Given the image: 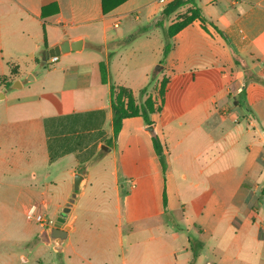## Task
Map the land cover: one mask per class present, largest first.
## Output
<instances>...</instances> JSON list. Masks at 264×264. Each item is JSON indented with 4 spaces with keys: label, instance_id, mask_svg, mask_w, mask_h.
Masks as SVG:
<instances>
[{
    "label": "crops",
    "instance_id": "0c3cea01",
    "mask_svg": "<svg viewBox=\"0 0 264 264\" xmlns=\"http://www.w3.org/2000/svg\"><path fill=\"white\" fill-rule=\"evenodd\" d=\"M197 4L212 26L195 21L164 58L163 30L151 26L168 5L159 0H127L107 15L102 0H0V176L10 167L20 183L0 186V218L48 208L37 201L48 188L39 169L54 181V169L68 163L66 173L84 176L71 212L94 169L110 191L84 202L93 214L110 197L106 220L89 215L81 228L77 216L66 219L62 251L72 254L63 264H264V85L246 81L247 71L264 78V0ZM65 40H82L81 50L52 62L45 51ZM144 52L148 60L132 65ZM165 77L164 106L150 118L164 171L142 117L125 119L114 138L111 85L157 97ZM38 236L20 249L55 247L30 245ZM14 261L16 250L0 249V264Z\"/></svg>",
    "mask_w": 264,
    "mask_h": 264
},
{
    "label": "rangeland",
    "instance_id": "374dc122",
    "mask_svg": "<svg viewBox=\"0 0 264 264\" xmlns=\"http://www.w3.org/2000/svg\"><path fill=\"white\" fill-rule=\"evenodd\" d=\"M186 12V8L181 10L179 12L180 14H183ZM155 23V21H154ZM153 23V24H154ZM170 23V22H169ZM167 23V26L169 25ZM122 29L119 30H123ZM117 30V31H119ZM131 39H126L120 41L119 45L126 44ZM127 53H130V50H128ZM132 53V52H131ZM149 53L144 52L143 54L135 55L134 58H132V65L134 64L136 67L140 63H143L144 61H147L149 58ZM126 60V59H125ZM261 65V63H259ZM166 78V77H165ZM264 89V87H262ZM260 97V95H257ZM241 113H247L246 108H241ZM105 151H102L103 155ZM68 164V163H67ZM65 164H62L59 167H56L54 169V181L46 179L44 177L45 171L39 169V182L43 184L44 187L48 185V188H41L45 189L46 193L44 196L40 197L37 201H40V199H45L48 201V208L42 209V214L47 218L54 221L52 226H49L47 228L46 224L41 225L37 222L28 221L25 217V209H8L5 213H1L0 218V224L4 225L3 231L5 234L3 235L4 238H6V243L4 245L0 246L1 252H6L7 256H9L11 253H15V250L17 252V261L12 264H63L64 262H67L69 259V255L72 254V250L68 249L65 251V253L62 251L60 254L54 250L53 246H48L45 243L40 242L37 246L33 248H25L20 249L22 245H25L28 241L32 240L34 237L40 235L41 240L45 241L46 237L48 236V230L49 228H52L54 224L57 221V218L62 215L63 209L67 207V204L69 203V199L71 198V195L69 198L62 204L64 199L71 193V189L73 187V181H74V175L71 173H66L64 167ZM16 175L17 172H12V168L8 167L5 174L0 176V186L2 189H13L15 186H19L20 183L16 181ZM102 173L99 169H94L92 171L91 180L86 188V196L83 195L77 200V207L76 209L66 216V219L72 218L77 216L78 224L81 228L86 227V224L89 223V219H87V216L94 215L95 220L105 218L106 215H102L101 212L105 211H113L112 201H109L110 197L108 198V201H102V199L99 200L98 206L100 209L96 212L95 206L93 207V214L90 211V206L84 204L86 201L88 204H91L92 199L90 198L93 195H96L97 197L101 194V188L106 192V195L110 192L109 187H105L106 183H103L102 179ZM30 175L27 176V179H30ZM52 182V183H51ZM73 192V191H72ZM110 195V194H109ZM109 202V204L107 203ZM36 203L40 205L38 202H32L31 204ZM43 206L42 204L40 205ZM108 206V208H107ZM107 208V209H106ZM111 224H115V218L111 215H109ZM5 219V220H4ZM96 226L98 227L99 222H96ZM66 225H69L66 222ZM80 231V230H79ZM127 232V230H126ZM75 238V237H74ZM50 241V240H49ZM47 242V241H45ZM77 242H78V236H77ZM54 246L56 245L54 242H50ZM19 254H22L23 258L22 261L19 260ZM27 259L28 261H25Z\"/></svg>",
    "mask_w": 264,
    "mask_h": 264
},
{
    "label": "trees",
    "instance_id": "16d2710c",
    "mask_svg": "<svg viewBox=\"0 0 264 264\" xmlns=\"http://www.w3.org/2000/svg\"><path fill=\"white\" fill-rule=\"evenodd\" d=\"M127 0H102L103 14L107 15ZM186 12L179 14L177 18L167 26V22L170 17L180 9H185ZM198 21L201 23L204 30L208 31V26L212 24L203 15L202 10L198 7L197 0H173L170 2L161 12L158 19L151 26L153 28H161L166 40L164 46L163 56L166 58L172 49V39L183 29ZM149 27L145 28L147 31ZM220 32L218 29H216ZM142 33H137L135 36H140ZM236 64L241 65V61L236 57ZM102 82L107 83L106 67L105 64L100 65ZM5 80V79H0ZM255 80L264 85V78L252 75L249 71L246 72V81ZM168 79L164 78L158 86V96L154 97L153 94L148 92V88L141 90L139 95H136L132 89L124 86L111 85V106L113 111V127L114 138H117L121 131L123 121L127 118L142 117L146 126L153 125L151 116L156 113H160L165 102V92L168 84ZM7 84L6 86H9ZM155 149L160 159L163 170L167 168V162L165 154L160 146L156 135L153 136ZM166 203V199H164ZM41 238L38 236L30 245L36 244ZM45 241L49 242V238L46 237ZM197 254V253H196ZM196 256H194V259Z\"/></svg>",
    "mask_w": 264,
    "mask_h": 264
},
{
    "label": "water",
    "instance_id": "95a60500",
    "mask_svg": "<svg viewBox=\"0 0 264 264\" xmlns=\"http://www.w3.org/2000/svg\"><path fill=\"white\" fill-rule=\"evenodd\" d=\"M82 48V40L76 41V42H70L68 40L63 41L59 45L45 51V54H47L48 58L51 57H58L62 54L69 53L70 51H80ZM46 62V59L43 60ZM158 68H162L161 66ZM151 135H155V126L151 125L148 126L146 129ZM85 181V178L80 173L74 174V181H73V192L71 195V198L69 199V203L67 204V207L63 209L62 215H60L57 218L56 223L52 228H49L48 230V236L49 240L51 242H54L56 245L54 247V250L57 251L59 254L62 252L63 244L68 239V233L71 230V227L69 225H66V216L71 211V207L74 204L77 195L79 194L82 185Z\"/></svg>",
    "mask_w": 264,
    "mask_h": 264
},
{
    "label": "built area",
    "instance_id": "2783aa9c",
    "mask_svg": "<svg viewBox=\"0 0 264 264\" xmlns=\"http://www.w3.org/2000/svg\"><path fill=\"white\" fill-rule=\"evenodd\" d=\"M171 2V0H159V3L162 5H167ZM118 23L115 24V27H118ZM58 57H53L51 59L52 62H56ZM26 218L28 221L37 222L38 224L45 225L47 228L52 226L54 221L51 219H47L42 213H40L37 205L31 206L26 212Z\"/></svg>",
    "mask_w": 264,
    "mask_h": 264
}]
</instances>
